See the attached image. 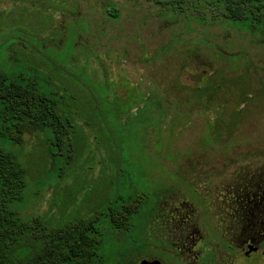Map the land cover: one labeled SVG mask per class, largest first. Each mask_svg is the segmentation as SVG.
I'll use <instances>...</instances> for the list:
<instances>
[{"label":"rangeland","instance_id":"rangeland-1","mask_svg":"<svg viewBox=\"0 0 264 264\" xmlns=\"http://www.w3.org/2000/svg\"><path fill=\"white\" fill-rule=\"evenodd\" d=\"M206 11L187 20L154 0H0V69L39 71L71 121L61 147L44 131L0 143L25 172L10 210L49 230L93 220L96 253L79 264H137L147 246L193 253L202 234L243 227L238 190L264 195V35ZM132 203L114 228L111 210Z\"/></svg>","mask_w":264,"mask_h":264},{"label":"trees","instance_id":"trees-1","mask_svg":"<svg viewBox=\"0 0 264 264\" xmlns=\"http://www.w3.org/2000/svg\"><path fill=\"white\" fill-rule=\"evenodd\" d=\"M186 4V0L160 1L161 8L167 12L182 9ZM248 4L240 3V13L249 18ZM225 5L227 9L233 7L228 1ZM32 71V75H27L21 68L15 71L16 75L12 74L13 78L5 73L0 75V143L19 144L25 134L44 131L52 135L53 148L61 147L68 138L71 121L59 112L58 92L43 91L42 81L37 80L43 76L39 71ZM24 174L15 157L0 146V264H79L93 259L98 245L93 220H80L49 230L38 218L33 219V227L10 210L12 201L20 199ZM136 206L132 203L121 206L120 210H111L110 223L114 228L125 227L127 217L136 211Z\"/></svg>","mask_w":264,"mask_h":264},{"label":"flooded vegetation","instance_id":"flooded-vegetation-1","mask_svg":"<svg viewBox=\"0 0 264 264\" xmlns=\"http://www.w3.org/2000/svg\"><path fill=\"white\" fill-rule=\"evenodd\" d=\"M160 1L161 0H154V3L166 14H184L185 18L190 20L189 13H191V10L203 5L204 9L207 10L205 14H211L215 21L234 25L239 31L248 30L250 36H254L255 40L256 36L260 34L264 35V0H186L187 4L185 7L179 10L174 9L169 12L161 8ZM227 1L233 4V7L230 9L226 8L225 3ZM245 2L250 5L249 18L240 13V3ZM113 11H116V9L109 10L108 12L116 19L117 13L114 14ZM193 20L201 22L204 18H196ZM237 25L246 26L242 29ZM40 68H42V65ZM1 73H5L12 78L15 77L9 72L0 69V75ZM238 191V195L234 198V205L237 208L235 209L236 213L233 215V218L243 225L241 229L226 230L225 227H222L221 229L207 233L208 235L206 236L202 234L203 236H200V245L194 249L195 251L193 253L190 252L191 250L189 247H176L171 245L151 254L147 251L150 249V247L147 246V248L139 254L140 256L137 264L145 262H157L159 264H264V239H262L259 242L260 245H258L255 234V220L257 217V203L255 200L257 199L258 202L264 203V195L260 197L257 195H250L249 193L241 195V191ZM189 193L192 194V196H196V192L191 188ZM252 198H255V200ZM208 216L213 220L215 217L217 218V215L213 213H209ZM219 216L224 223L225 218L222 215ZM247 224L249 225L248 229L245 228ZM177 250L183 252L187 251L184 252V254L189 253L193 256L189 255L185 257L178 254Z\"/></svg>","mask_w":264,"mask_h":264},{"label":"water","instance_id":"water-1","mask_svg":"<svg viewBox=\"0 0 264 264\" xmlns=\"http://www.w3.org/2000/svg\"><path fill=\"white\" fill-rule=\"evenodd\" d=\"M142 264H159V263H157V262H145V263H142Z\"/></svg>","mask_w":264,"mask_h":264}]
</instances>
